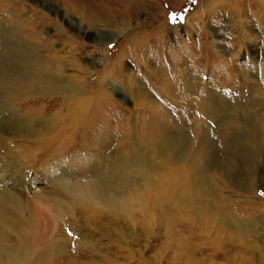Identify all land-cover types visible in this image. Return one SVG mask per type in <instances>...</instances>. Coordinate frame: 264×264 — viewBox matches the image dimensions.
Returning a JSON list of instances; mask_svg holds the SVG:
<instances>
[{
    "label": "rangeland",
    "instance_id": "374dc122",
    "mask_svg": "<svg viewBox=\"0 0 264 264\" xmlns=\"http://www.w3.org/2000/svg\"><path fill=\"white\" fill-rule=\"evenodd\" d=\"M121 1L0 0V264H264L262 4Z\"/></svg>",
    "mask_w": 264,
    "mask_h": 264
},
{
    "label": "bare ground",
    "instance_id": "6f19581e",
    "mask_svg": "<svg viewBox=\"0 0 264 264\" xmlns=\"http://www.w3.org/2000/svg\"><path fill=\"white\" fill-rule=\"evenodd\" d=\"M121 2H122V5H123L125 10H130L132 8V7L130 8L131 4L132 5L134 4L133 0H122ZM134 2H135V0H134ZM168 2L169 3L172 2V4L173 3L177 4V2H179V0L178 1L168 0ZM256 2H259V4L261 3L263 8H264V0H256ZM25 46H26V43L17 44L15 46L14 50L21 55V54H23V49H24ZM15 51L12 50V47L11 48H6L4 50V55L9 57V58H13L15 56ZM200 103H203V102H200Z\"/></svg>",
    "mask_w": 264,
    "mask_h": 264
}]
</instances>
